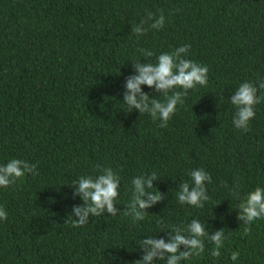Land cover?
Returning <instances> with one entry per match:
<instances>
[{"label": "trees", "instance_id": "1", "mask_svg": "<svg viewBox=\"0 0 264 264\" xmlns=\"http://www.w3.org/2000/svg\"><path fill=\"white\" fill-rule=\"evenodd\" d=\"M161 10L162 29L149 22L146 34L132 33ZM186 44L185 59L209 68L207 84L188 91L166 128L130 112L126 78L136 74L132 63L148 62L139 50L153 51L155 63ZM260 79L264 0H0V165L17 158L39 172L0 188L8 213L0 221V264H134L143 238L168 240L174 225L193 219L209 233L224 229L226 238L219 257L205 239V252L182 264H264V219L247 236L237 219L241 198L264 187V102L247 133L233 126L230 102L241 83ZM97 165L121 178L120 212L73 227L66 219L83 201L70 185L98 175ZM201 168L212 177L210 199L203 208L181 205L178 186ZM153 171L160 180L150 191L164 201L134 222L123 212L132 179Z\"/></svg>", "mask_w": 264, "mask_h": 264}, {"label": "clouds", "instance_id": "2", "mask_svg": "<svg viewBox=\"0 0 264 264\" xmlns=\"http://www.w3.org/2000/svg\"><path fill=\"white\" fill-rule=\"evenodd\" d=\"M149 22L151 29H162L166 22L163 11L161 10L158 17L148 12L146 19L132 25V33L137 37L146 34V25H149ZM190 49L191 45L186 44L170 53H161L156 57L155 63L151 62L153 51L139 50L148 62L132 63L136 74L126 78L123 103L130 112L138 110L140 114L147 113L154 121H160L159 127L168 126L177 107L184 104L188 91L198 85L204 86L208 81L209 68L206 65L185 59ZM143 85L153 88L163 99H158V96L150 97L143 91ZM260 90H264V79L255 83L245 81L231 96L230 102L236 109L232 123L237 130L244 133L250 131V122L255 117V106L264 102V95H258ZM96 167L98 175L80 176L70 185L74 190L73 198L80 197L83 201L82 205L72 206V211L66 219L73 227L84 226L92 216L101 217L105 213L116 216L120 212L115 203L119 196L120 176L111 167ZM26 174L39 175L37 165L22 159H11L7 164L0 165V188L15 185L17 180ZM189 176L191 184L185 181L178 186V202L181 205L203 208L210 199L206 185L212 182V177L202 168L191 170ZM159 180L155 171L134 177L132 196L123 211L124 215L130 216L134 222L143 221L148 213L147 209L164 201V193L150 191ZM237 210V219L245 225L243 234L247 236L251 232V224L258 219H264V187L257 186L241 198ZM7 218L6 209L0 205V221H6ZM167 232L168 240L157 237L143 238L138 245L142 250V258L134 264H157V261L164 264H182L193 257H200L205 252V239L213 244L211 257L217 258L221 255L220 250L226 238L224 229L209 233L198 219H193L186 227L174 225L172 230ZM239 256L240 253L234 251L230 258L236 261Z\"/></svg>", "mask_w": 264, "mask_h": 264}]
</instances>
